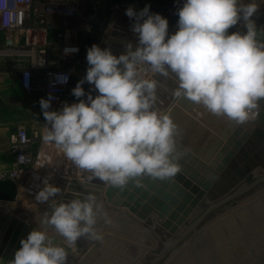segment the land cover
<instances>
[{
  "label": "clouds",
  "instance_id": "1",
  "mask_svg": "<svg viewBox=\"0 0 264 264\" xmlns=\"http://www.w3.org/2000/svg\"><path fill=\"white\" fill-rule=\"evenodd\" d=\"M258 8L257 0H183L178 28L169 34L168 19L151 12L150 5L139 11L128 7L137 46L128 42L119 55L98 44L87 50L86 76L72 94L84 97L82 85L87 81L98 90L94 98L89 93L86 99L65 102L58 110L51 108L55 99L51 94L41 98L44 144L89 172L90 179L111 186L123 188L130 179L145 175L173 177L180 170L177 125L156 107L158 90L164 86L158 77L175 80L174 97H186L213 115L237 124L256 120L264 108V26L258 27L252 18ZM241 21L246 31H228ZM78 50L66 47L64 54ZM68 79L66 74L56 76L57 83ZM49 159L40 153L36 167ZM60 192L58 185L46 182L35 200L48 203ZM100 218L112 223L92 193L83 199L53 202L51 212L46 211L39 226L21 240L9 264H65L68 252L53 242L54 237L70 245L82 236L103 241L96 227Z\"/></svg>",
  "mask_w": 264,
  "mask_h": 264
},
{
  "label": "rangeland",
  "instance_id": "2",
  "mask_svg": "<svg viewBox=\"0 0 264 264\" xmlns=\"http://www.w3.org/2000/svg\"><path fill=\"white\" fill-rule=\"evenodd\" d=\"M137 1L138 2L140 1L144 5H150V11L151 12L156 11L155 13H158V12L168 8L169 6L175 4V2H177L178 0H172V1L171 0H126L125 2L123 0H118L116 5H114V7H113V11L110 10L111 9L110 5L102 3L98 9V15L91 25L89 24L87 17H84L82 20V23H81L82 28L81 29H82V33H84V36L86 37L87 41L90 43L95 42V38H92V36H93L92 31L95 28H98V26H100L101 24H103V25H104V23L106 24V20L108 18L110 19L114 16L113 13H115L114 8L116 6L123 7L121 9L126 10L128 7H130V6L132 7L133 5L138 3ZM127 5H129V6H127ZM124 7H126V8H124ZM163 7H165V8H163ZM104 27H105V25L102 27V29H100V31H101L100 36H99L100 37V45H101V41H102V37H103V33H104ZM88 67H89V64L87 62V59L84 62L76 64V66L74 67L75 73H74V77H73V83L70 86L69 90L67 91V93L63 99V102L58 106L57 110L61 109L65 102L71 104L74 102H78L79 99H86V97L89 93H91L93 98L96 95H98V90L95 89L94 85L89 84L87 81H85V83L82 85L84 90H85V96L84 97L77 98L72 94V89L77 85V83L82 78H84L86 76V72H87ZM166 114H169V112H167ZM206 119H207V116L203 118V121L202 120L201 121L203 123H206V121H205ZM20 120H21V123L19 126H21L22 128H25L27 126V123L31 121L29 118H24V117L20 118ZM183 129H184L183 132L186 135L182 132L184 135L178 136V137H180V139L183 138V140H181L179 142V146L181 145V147L178 146L179 149L177 151V153H179L178 163H179L181 172H184L189 178L194 179V180L197 176H199L200 173H203V180L205 178H209L210 175H207V173H206L209 171L207 166L209 164H211L210 160H212L214 158L209 157V156H212L211 155L212 151H210L209 148H207L208 147L207 143H202V142H207L208 139L206 137H203V136H205V134L209 133L210 131L209 130L207 131L205 126H201L200 128H198V130L200 132L198 130H195V128L193 129V130H195V132L193 130L192 131L188 130V128H183ZM180 130H181V127L179 125H177V129L175 132L176 135ZM189 131H190V133H189ZM194 133L197 134L198 138L191 137V136H196ZM215 133H217V132H215ZM220 133L224 134L225 130L220 131ZM220 133H218V134L221 135ZM183 136L184 137L186 136L187 139L184 138ZM221 136L224 137V135H221ZM222 137H220V139ZM194 139H196L195 141L196 142L198 141V143H196L194 141ZM197 139H199V140H197ZM190 142H193L192 146H191ZM218 142H220L221 144H218L217 141L214 142V144L217 143V145H214V146H216L217 149H219L220 145L223 146L222 143L224 141L223 142L218 141ZM186 143L188 145H190V147ZM202 144L203 145L205 144V145L203 146ZM194 146H196L197 148ZM216 148H215V150H216ZM220 148L222 149V147H220ZM205 149H207L206 150L207 152L204 151ZM191 150L193 153H191ZM188 151L190 152V153H188L189 155H191L190 157H188L189 155L187 156ZM185 153H186V155H184ZM208 153H209V156H208ZM186 156H187V158H185ZM190 166H192V167H190ZM143 178L144 177H142V178L139 177L137 179L136 178L131 179V183L133 181V183H132L133 185L130 184L132 187L130 188L131 191H129L130 192L129 194L130 195L135 194V196L132 195L131 197H129V196L127 197V194L122 192V191H119L120 195L116 194V192H114V191H111L110 193H108L107 188H105V189L95 188V189H93L94 191L93 190L87 191L86 190L87 186H86V188L85 187H77L74 190L67 189V192L65 195H62V196L57 195L52 200H50L48 203L42 204L41 208L38 212L36 211L34 213H32V212L24 213L23 218H22V215H20L21 217L19 215L14 216L13 217L14 222L16 224H18V226H22V224L25 222V238H27L29 232L31 231V228H32L31 226H33L34 228L39 226V224L37 222L39 221L40 217L46 211L49 213L51 212V205L53 202L59 203V202H67V201H70L72 199H77V198L83 199L87 194L92 193L97 197V202L103 205V210L107 213V215L111 219V221H113L112 222L113 224L112 223L106 224L104 222V219L100 218L98 220V223H97L98 226L96 225L98 231H104L103 234L104 233L105 234L106 233L111 234V232H112L111 235H113L115 237H119L121 239L132 241V242L137 243L139 245L150 247V248H152L153 253L159 254L163 249H165V247H166L165 244H168L169 241H167V239H164V241L158 240V238H156L153 231H151L148 228V226L143 225L142 223L136 221L135 219H133L130 216H128V217L124 216L123 215L124 212L122 213V211L125 210L124 208L129 210V207H130L128 204L129 202L131 205L138 206V208H140V209L143 207L142 204H144V207L146 206V209L144 207L142 208L145 210L148 209L147 207L156 208L155 206L158 203H161V202L169 203V201H168L169 198L164 197L165 192H167L169 190V192H171L172 195H175L176 191L170 189L169 182L166 181L165 179L163 180V179H159V178H154L156 180L155 181V180H153V178L148 177V179L143 181L144 180ZM151 179L153 181H155L154 185H156V189L159 187L158 191H156V189L155 190L151 189L147 185L150 182L151 183L153 182V181H151ZM140 180L142 182H140ZM147 180H150V181H147ZM160 180H162V181H160ZM134 181H136V182H134ZM137 181H139V182L137 183ZM144 182H145V184L148 182L146 184V186L149 188H147L145 186ZM251 182H253V180L247 181V183H251ZM129 183H130V180L128 181L127 184H129ZM134 183H135V185H134ZM141 183H143V184H141ZM80 188H82V189H80ZM88 188H94V187L90 186ZM160 189H162V190L160 191ZM177 189H179V188H177ZM257 189H260V187H257L256 190ZM141 190H144V191H141ZM256 190L254 189L250 192V193H254V195H252L250 200H247V202H246L247 204L251 203L256 198H258V193H256ZM133 191L135 193H133ZM162 191H163V193L161 195ZM104 192H105V194H103ZM158 192H159V194H158ZM127 193H128V191H127ZM142 193H144V194H142ZM259 193H264V189H262ZM115 194H116V196H115ZM121 195H123V196H121ZM259 198L261 201H264V196H262V197L260 196ZM136 200L140 201L141 204L136 205L135 204ZM134 201H135V203H134ZM234 203L235 202H230L226 207H231V205H233ZM204 204L205 203H202L203 206H204ZM252 205H253V203L248 205L249 206L248 208H253ZM0 206L3 208H6V211L9 212L12 210V208H15L16 202H9L6 205H2V202H0ZM236 210L237 209H235V208L230 209L231 212L229 210H223V209L218 210L217 214L215 216L214 215L210 216L209 218H207L206 222H204L201 225V227H200V231H201L200 233L201 234L198 235L197 238H195V241L192 242V244L185 245V243L183 242V243L175 246L173 249H171L169 254L157 264H233V263H240L243 260L240 261V256L237 254L238 252H236V249H235V244L240 243V241H243V243L245 242L243 244V248H244V250H245V248H247L249 251L248 256H247L248 260L264 259V208H263V213H261L260 220L259 219L257 220V218H256L257 223H252V224L249 223V225L246 229H241V231L238 229V233H236L237 230H235L236 232L233 231L232 236L228 232V229L225 226V224L219 223L215 226V222L220 220V219L223 220V217L226 219H228V217H230V216H231L230 218L232 219V218H234V215L237 217L238 211H236ZM203 211H204V209H200V211H198L191 218V220L188 222V227L200 216V214ZM225 216H227V217H225ZM167 217H169V216H164V215L160 214L159 223L166 221ZM252 217H253V215H252ZM247 220L251 221L250 215L248 216ZM127 221H128V225H127ZM147 222H149V220ZM119 224H121V225H119ZM110 226H111V228H109ZM212 229H213L214 234L217 237L223 238V241L222 240L215 241V240H213V238H211V236L213 237V234L211 231ZM141 232H143V233H141ZM49 233L51 235H55L51 228H49ZM127 233H128V235H127ZM134 234L136 235L137 238L135 237ZM58 238L61 239L60 246L65 247L66 251L68 252V257H67L65 264H68V263L69 264H131V263L132 264H148L152 259H154L156 257L155 254L152 255L150 253V251H145V254L141 257L137 256V250L133 251V249H130L127 246H124L122 243H118V242H115L112 240H107V241L101 242V241L92 240L88 236H82L75 244L70 245L67 243V241L63 240L62 237H58ZM135 238H136V240H134ZM168 238H170V237H168ZM144 239H146V240H144ZM187 239H189V238H187ZM231 241H233V242L231 243ZM256 242H260V244L263 245V247L260 251L256 250ZM16 248H17L16 246L11 247L10 245L0 244V256H2V257L5 255L12 256L16 252V250H17ZM229 249L232 250L234 253H231L229 251ZM127 252H128V254H127ZM77 253H79L80 255ZM231 256H232V258H231V261L229 263L228 259ZM244 257H246V256H243V258ZM9 261H11V260H9ZM9 261L7 262V264H9Z\"/></svg>",
  "mask_w": 264,
  "mask_h": 264
},
{
  "label": "water",
  "instance_id": "3",
  "mask_svg": "<svg viewBox=\"0 0 264 264\" xmlns=\"http://www.w3.org/2000/svg\"><path fill=\"white\" fill-rule=\"evenodd\" d=\"M257 3L260 8L262 4H264V0H257ZM178 19L179 17L177 16L174 21V27L176 29L173 32H169V34L177 30ZM260 19L261 24L258 25V27L264 26V15L261 16ZM131 34L138 36L131 28L120 25L116 26L112 36L106 41V43H108L106 47H110L112 52L116 55L125 52L128 42H136L138 44V39L131 37ZM98 42L100 45V37H98ZM136 43H132L133 48L136 47ZM158 79H160L162 83H165V79L162 77H158ZM159 89H161V87ZM158 96L162 100H166L160 92H158ZM262 104H264V101H262ZM254 121L257 123V126L229 158L226 165L208 188L202 187V185L198 184L194 179L189 178L184 172L179 170L173 177L165 179L169 182L170 189L176 191L175 195H172L169 190L165 192L164 197L169 198V203L161 202L156 204V208L147 207L148 209L145 210L146 207H144L145 209H140L138 206L131 205L129 202V210L124 208V216H130L143 225L148 226L158 240L164 241V239H167V241H169L168 244H165V249L159 254L153 253L150 247L139 245L107 233L103 234V241L112 240L122 243L124 246L134 251L137 250V256L140 257L145 254V251H150V253L152 255L155 254L156 257L148 264H157L163 260L175 246L183 242L185 245L192 244L199 235V226L206 222L209 214L213 211H217L220 208L227 210V208L237 209L242 206L246 207L247 200H250L252 195H254V193L250 192L254 189L256 190L257 187H260V189L256 190L258 197L264 196V193H259L264 189V108H262L259 116ZM51 149V145H45L42 141L36 158V166L40 153L43 152L47 156ZM54 152L55 157H63V162L60 166L57 167L58 159L54 157L48 171L46 165H44L40 168H34L33 171L28 172L16 181L13 179L0 181V201L2 205L17 201L16 207L13 209L14 213L19 214L25 211L32 213L38 212L42 204H39L35 200V193L39 191L46 182L58 185L61 189V192L58 194H62L66 189L64 185L56 182V177L52 176V174H56L57 170L59 174L70 177L72 183H79L80 180L78 179L81 178L84 182L90 184L107 186L108 193L113 190V187L106 185L105 182L98 178L90 179L89 172L79 169L71 161L67 160L63 154L58 153L56 150H54ZM251 175H253L255 179L253 182L247 183V179ZM147 178L144 177L143 179L146 180ZM35 183L42 185V187L37 186ZM154 184V181L152 184H149L150 188L153 190L156 189V185ZM158 188L156 191H158ZM128 190L127 188L123 190V192L127 193ZM161 190L162 189H160V191ZM162 193L163 191L161 195ZM127 194L129 197L132 196L129 193ZM230 202L235 203L231 205V207H226ZM202 203H205L204 206ZM135 204L140 205L141 202L136 201ZM200 209H204V212L188 227V222L200 211ZM160 214L169 217H167L166 221L159 223ZM10 217L11 216L5 215L0 206V234L2 233L4 223ZM148 220L149 222H147ZM170 224H173V226L171 227ZM22 225H25V223ZM31 227L34 228L33 226ZM53 242L58 244L61 242V239L54 237ZM233 264H264V259H253Z\"/></svg>",
  "mask_w": 264,
  "mask_h": 264
},
{
  "label": "built area",
  "instance_id": "4",
  "mask_svg": "<svg viewBox=\"0 0 264 264\" xmlns=\"http://www.w3.org/2000/svg\"><path fill=\"white\" fill-rule=\"evenodd\" d=\"M117 1L0 0V71L18 72L23 88L29 93L42 89L45 99L51 94L55 97L51 108L57 110L73 83L74 67L86 60L87 50L93 44L99 45L103 24L92 31L95 42L90 43L82 33L83 18L87 17L91 25L102 3L110 5L113 11ZM66 47L79 50L65 55ZM57 74H66L68 81L57 83ZM41 139L37 129L11 132L14 164L11 169L0 171V181H16L34 170Z\"/></svg>",
  "mask_w": 264,
  "mask_h": 264
},
{
  "label": "bare ground",
  "instance_id": "5",
  "mask_svg": "<svg viewBox=\"0 0 264 264\" xmlns=\"http://www.w3.org/2000/svg\"><path fill=\"white\" fill-rule=\"evenodd\" d=\"M172 1V0H171ZM138 2V1H137ZM245 2H248L247 0H245ZM182 4H183V0H178L177 2H175V4L169 6L168 8L158 12L160 13L161 15L165 16L168 21H169V32H173L176 28L174 27V21L176 19V17L178 16V9L180 7H182ZM129 6V5H127ZM135 10L139 11L141 9H143L145 7L144 4H142L140 1L138 3H136L135 5L132 6ZM166 7V6H165ZM163 7V8H165ZM121 8L123 7H118L116 6L114 9H115V13L114 16L112 18H108L106 20V24H105V27H104V33H103V37H102V41H101V45L100 47L104 48V46L106 47L108 45V43H106V41L109 39L110 36H112V33L114 32V30L116 29V26L120 25V26H124V27H128V28H131L132 29V25L133 23L135 22L134 21V18H129L127 15H126V10H122ZM126 8V7H124ZM157 8V7H156ZM152 9V8H151ZM154 9V8H153ZM161 9V8H160ZM159 11V10H158ZM153 12V11H152ZM156 12V11H155ZM153 12V13H155ZM264 15V4H262V6L260 8H258L257 12L254 14V16L252 17L257 25H260L261 24V19L260 17ZM237 30H240V31H246V29L244 28L243 26V21L239 22L237 25L235 26H232L228 31L231 33L233 31H237ZM101 32V31H100ZM131 37L133 38H137L138 39V36L136 35H133L131 34ZM132 43H136V42H132ZM137 44V43H136ZM113 46V45H112ZM137 46V45H136ZM116 55V54H115ZM163 79H165V83H162L164 86L161 87V89L158 90V92H160V94H162V96L166 99L165 101L162 100L161 98H159V100L157 101V109L163 113H167L169 112L168 115H170V117L173 119V121L175 122L176 125H179L181 127V130L177 133H175V138H176V151H178L179 147H181V145L179 146V142L182 139H180V135H184L185 133L183 132L184 129L183 128H188V130H193L195 128V130H198V128H200L201 126H205V128L207 129V131L209 130L210 132L205 134V136L203 137H206L208 140L207 142H202V143H207V148H209L210 151H212L210 154L212 156H209V153H208V156L209 157H213L214 159L210 160L211 164H209L207 166L208 168V172L207 175H210L209 178H205L203 180V173H200L199 176H197L195 178L194 181L198 182V184L202 185V187L204 188H208L211 183L215 180V178L218 176V174L221 172L222 168L226 165V163L228 162L229 158L235 153V151L239 148V146L244 142V140L247 138V136L254 130V128L257 126V123L255 121H250V122H246L244 124H237L235 121H230L228 120L226 117H220V116H216V115H213L211 113H209L202 105H199V104H195L194 102L188 100L186 97L185 98H176L172 95V89H174L176 87V82L175 80L173 79H167V78H164L162 77ZM207 116V119L205 120L206 123H203V118ZM202 120V121H201ZM215 122V123H214ZM197 128V129H196ZM195 130H193L195 132ZM222 130H225V133L224 134H221L220 131ZM199 131V130H198ZM217 133H215V132ZM184 134H183V133ZM200 132V131H199ZM198 132V133H199ZM181 133V134H180ZM190 133V131H189ZM188 133V134H189ZM218 133H220L221 135H224V137H222L221 135H219ZM192 134V133H191ZM195 134V133H194ZM218 134V135H217ZM186 135V134H185ZM197 136V134H195ZM207 135V136H206ZM227 135V136H226ZM191 136V137H195V138H198V136ZM202 136V135H201ZM184 137V136H183ZM190 137V138H191ZM220 137H222L220 139ZM186 138V136L184 137ZM180 139V140H179ZM187 139V138H186ZM185 140V139H184ZM190 140V139H189ZM196 139H194L195 141ZM199 140V139H197ZM203 140V139H202ZM218 144H221L220 142L218 141H224L222 143L223 146H219V149L216 148V146L214 145H217V143L214 144V142H216ZM193 141V140H192ZM205 141V140H204ZM183 142V141H182ZM181 142V143H182ZM196 142V141H195ZM188 143V142H187ZM186 143V144H187ZM191 143V146L193 145V142H190ZM198 143V141L196 142ZM183 144V143H182ZM188 145V144H187ZM203 145V144H202ZM205 145V144H204ZM203 145V146H204ZM179 146V147H178ZM190 147V145H188ZM196 147V146H194ZM222 147V149L220 148ZM192 148V147H191ZM190 148V149H191ZM197 148V147H196ZM195 148V149H196ZM216 148V150H215ZM194 149V148H193ZM55 147L52 146V149L50 150V152L48 153V157L50 158L46 164V169L47 171L49 170V168L51 167V162H52V159H54L55 157V152H54ZM207 149H205L204 151H206ZM186 152V151H185ZM188 153H190L189 151L187 152V156L189 155ZM191 153L192 150H191ZM195 153V152H194ZM186 155V153L184 154ZM187 156L185 158H187ZM191 155H189L188 157H190ZM196 156V155H195ZM199 156V155H198ZM57 159H58V163H57V167L60 166L63 162V157L62 156H56ZM55 157V158H56ZM181 163V162H180ZM196 163V162H195ZM198 163V162H197ZM190 165V164H189ZM192 167V166H190ZM189 167V168H190ZM37 167H35L36 169ZM192 169V168H191ZM45 170V169H44ZM189 170V169H188ZM193 170V169H192ZM58 171V170H57ZM56 171V174H52V176L56 177V182L62 184L65 186V191L62 193V194H58V196H62V195H65L66 192H67V189L69 190H74L76 189L77 187H85L87 186V191H92L93 189L95 188H98V189H105L107 188V186H102V185H98V184H90V183H87V182H84L83 179L79 178L78 180H80L79 183H72L71 182V178L70 177H67V176H64L62 174H59V172ZM48 173V172H47ZM259 174V173H258ZM145 178L149 177V178H152L150 176H143ZM142 178V177H141ZM137 179V178H136ZM148 179V178H147ZM160 179V178H159ZM135 180V179H134ZM153 180H155L153 178ZM151 179V181H153ZM164 180V179H163ZM145 181V180H143ZM150 181V180H148ZM162 181V180H160ZM159 181V182H160ZM136 182V181H134ZM140 182H142L140 180ZM155 182V181H154ZM158 182V181H157ZM156 182V183H157ZM133 183V181H132ZM131 183V179H130V183L127 184L126 186H124L123 188L121 187H118V186H111L109 184L106 183V185L108 186H111L113 187V190L114 192H116V194H119V191H122L125 190V189H129L128 190V193H130L129 191L130 188L132 187L131 185H133ZM138 183V182H137ZM148 183V182H147ZM146 183V184H147ZM37 186L39 187H42V185L38 184V183H35ZM131 184V185H130ZM143 184V183H141ZM145 184V182H144ZM145 184V186H146ZM149 184H152L151 182ZM147 184L149 187L150 185ZM135 185V183H134ZM90 186H93L94 188H88ZM144 186V187H145ZM104 187V188H103ZM147 187V186H146ZM147 187V188H149ZM116 188V189H115ZM139 188V187H138ZM136 190V189H135ZM94 191V190H93ZM98 191V190H97ZM141 191H144V190H141ZM100 193V192H99ZM133 193H135L133 191ZM141 193V192H140ZM102 194V193H101ZM105 194V192L103 193ZM115 194V196H116ZM127 194V193H126ZM144 194V193H142ZM120 195V194H119ZM133 195V194H132ZM123 196V195H121ZM135 196V194L133 195ZM127 197H128V194H127ZM126 197V198H127ZM150 198V197H149ZM131 200V199H130ZM128 201V200H127ZM133 201V200H132ZM138 201V200H136ZM1 202V201H0ZM16 202L17 204V201H14ZM129 202V201H128ZM135 203V201H134ZM251 203H253V208H248ZM251 203L247 204L246 203V207L242 206L241 208H237L236 211H238V215L237 217L234 215V218H230L231 214L229 215L230 217H228V219L224 218L223 216V220L220 219L218 221L215 222V226L219 223H223L225 224V226L227 227L228 229V232L231 234L232 236V233L233 231L236 232L235 230H237L236 233H238V229L241 231V229H246L249 225V223H257V220L259 219L260 220V217H261V213H263V208H264V201H261L260 198H256L254 201H252ZM137 205V204H136ZM143 207H144V204H142ZM16 207V206H15ZM142 207V208H143ZM146 207V206H145ZM230 209L232 208H229L227 210L230 211ZM120 212V211H119ZM231 212V211H230ZM123 213V211H122ZM252 213V214H251ZM113 214V213H112ZM111 214V215H112ZM236 214V213H235ZM224 215V214H223ZM250 215L251 217V221H248V216ZM253 215V217H252ZM227 217V216H225ZM236 217V218H235ZM118 218V217H117ZM130 218V217H129ZM257 218V220H256ZM124 220V219H123ZM125 221V220H124ZM113 222V221H112ZM36 223V222H35ZM118 223V222H117ZM130 223V222H129ZM132 223V222H131ZM27 224V223H26ZM33 224V223H32ZM113 224V223H112ZM116 224V223H115ZM228 224V225H227ZM230 224V225H229ZM34 225V224H33ZM121 225V224H119ZM127 225H128V221H127ZM98 226V225H97ZM112 226V225H111ZM111 226L109 228H111ZM115 226V225H114ZM130 226V225H129ZM171 227L173 226V224L170 225ZM100 227V226H99ZM108 227V226H107ZM113 227V226H112ZM131 227V226H130ZM238 227V228H237ZM34 228L31 229V231L33 230ZM121 229V228H120ZM126 229V228H125ZM113 230V229H112ZM119 230V229H118ZM127 230V229H126ZM131 230V229H130ZM136 230V229H135ZM137 231V230H136ZM212 231V234H213V237L211 236V238H213V240L215 241H220L222 240L223 241V238L221 237H217L214 232H213V229L211 230ZM100 232H104V231H100ZM123 232V231H122ZM135 232V231H134ZM139 232V231H138ZM119 233V232H118ZM121 233V232H120ZM126 233V232H125ZM143 233V232H141ZM112 234V232H111ZM128 235V233H127ZM132 235V234H131ZM135 235V234H134ZM118 236V235H117ZM136 237V235H135ZM137 238V237H136ZM136 238L134 240H136ZM64 240V239H63ZM143 240V239H142ZM146 240V239H144ZM259 240V239H258ZM257 240V241H258ZM235 241V240H234ZM102 242V241H101ZM233 241H231L232 243ZM245 243V242H244ZM243 241H240V243L238 244H235V249H236V252H238L237 254L240 256V261L243 260L244 262L245 261H249L247 256H248V249L243 248ZM100 244V243H99ZM230 247V246H229ZM263 247L262 244H260V242H256V250H261ZM85 249V248H84ZM111 249V248H110ZM102 250V249H101ZM104 251V250H103ZM134 251V250H133ZM229 251L231 253H234L232 250L229 249ZM82 253V252H81ZM92 253V252H91ZM104 253V252H103ZM73 254V253H72ZM79 254V253H77ZM128 254V252H127ZM80 255V254H79ZM135 255V254H134ZM131 256V255H130ZM243 256H246L243 258ZM224 257V256H223ZM231 258L232 256L228 259L229 263L231 261ZM70 259V258H69ZM87 259V258H86ZM96 260V259H95ZM71 261V260H70ZM73 261V260H72ZM81 261V260H80ZM227 261V262H228ZM101 262V261H100ZM69 264V263H68Z\"/></svg>",
  "mask_w": 264,
  "mask_h": 264
},
{
  "label": "crops",
  "instance_id": "6",
  "mask_svg": "<svg viewBox=\"0 0 264 264\" xmlns=\"http://www.w3.org/2000/svg\"><path fill=\"white\" fill-rule=\"evenodd\" d=\"M41 98H44V91L38 89L32 93L27 92L21 84L18 72L0 71V171L9 170L14 164V156L10 152L11 132L17 129L29 131L37 129L43 136L46 121L40 107ZM22 117L31 120L25 128L19 126ZM42 141L41 139L37 154ZM1 209L6 216L11 217L4 223L0 234V244L16 246L18 250L21 247V240L25 238V225L18 226L13 217L22 215L23 218V214L29 211L16 214L13 211L14 208L9 212L6 208L1 207ZM14 256L15 253L12 256H0V264H7L9 260L14 259Z\"/></svg>",
  "mask_w": 264,
  "mask_h": 264
},
{
  "label": "flooded vegetation",
  "instance_id": "7",
  "mask_svg": "<svg viewBox=\"0 0 264 264\" xmlns=\"http://www.w3.org/2000/svg\"><path fill=\"white\" fill-rule=\"evenodd\" d=\"M254 179H255V177H254L253 175H251L250 177H248L247 181H251V180H254ZM221 209H223V208H220L219 210H221ZM217 211H218V210H217ZM217 211H213L211 214H209L208 218H209L210 216H213V215L215 216V215L217 214ZM203 212H204V211H203ZM203 212H202V213H203ZM202 213H201V214H202ZM201 214H200V215H201ZM200 227H201V226H199V228H198V233H199V235L201 234V233H200V232H201V231H200Z\"/></svg>",
  "mask_w": 264,
  "mask_h": 264
}]
</instances>
